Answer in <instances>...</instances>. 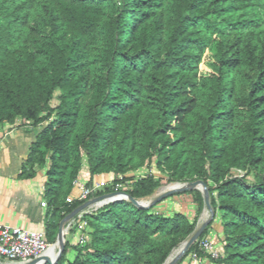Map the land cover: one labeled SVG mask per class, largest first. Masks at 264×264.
<instances>
[{
    "label": "trees",
    "instance_id": "obj_1",
    "mask_svg": "<svg viewBox=\"0 0 264 264\" xmlns=\"http://www.w3.org/2000/svg\"><path fill=\"white\" fill-rule=\"evenodd\" d=\"M18 120L43 126L19 179L45 171L50 245L86 203H67L86 165L113 181L96 197L204 181L214 219L179 264H264V0H0V127ZM184 194L194 218L156 210ZM184 194L85 215L58 264H165L204 209ZM217 220L213 259L200 247Z\"/></svg>",
    "mask_w": 264,
    "mask_h": 264
},
{
    "label": "crops",
    "instance_id": "obj_2",
    "mask_svg": "<svg viewBox=\"0 0 264 264\" xmlns=\"http://www.w3.org/2000/svg\"><path fill=\"white\" fill-rule=\"evenodd\" d=\"M38 127H33L25 121L18 120L14 125L5 124L0 127V224L19 227L26 230L43 232L46 229L48 209L42 206L44 199L46 174L39 172L31 180H21L22 166L29 154L31 145L36 141L40 132L35 134ZM111 177L98 176V179ZM79 181L88 183L91 177L85 167ZM74 196L77 195L74 189ZM218 228L212 243H219ZM77 234L69 240L72 245L78 243ZM70 257H74L71 252ZM183 264H213L207 260L192 261L186 259Z\"/></svg>",
    "mask_w": 264,
    "mask_h": 264
},
{
    "label": "built area",
    "instance_id": "obj_3",
    "mask_svg": "<svg viewBox=\"0 0 264 264\" xmlns=\"http://www.w3.org/2000/svg\"><path fill=\"white\" fill-rule=\"evenodd\" d=\"M144 177V175H142ZM112 179H98L89 181L88 183H82L79 180L74 182V189L77 195L70 196L67 199V203L72 204L75 201L88 202L97 198L96 195L103 189H107L112 185ZM131 189V184L117 185L115 192H126ZM100 197V196H99ZM111 204L94 209L92 207L86 209L74 220L68 223L67 233L76 229V233L79 235V243L85 244L86 235L84 231L87 228L86 222L82 221L83 217L87 214H92L99 209ZM42 206L47 208V203L43 202ZM50 245L46 241V232H38L32 230H26L19 227H10L0 224V260H6L10 264H28L34 260L47 256V252L51 249ZM200 250L213 259H219L220 253L216 249L215 245L209 241L204 240L201 242ZM191 258L194 261H200L197 254H192Z\"/></svg>",
    "mask_w": 264,
    "mask_h": 264
},
{
    "label": "water",
    "instance_id": "obj_4",
    "mask_svg": "<svg viewBox=\"0 0 264 264\" xmlns=\"http://www.w3.org/2000/svg\"><path fill=\"white\" fill-rule=\"evenodd\" d=\"M174 185L180 186V188H174V189H167L162 194L158 195L155 199L145 202L141 200H137L130 196L126 192H114L111 194L102 195L100 197H97L95 199H92L86 203H84L82 206L77 208L73 213H71L69 216H67L61 223L59 232L56 238V242L52 245V247H55L56 250V257L53 259L49 256H44L40 259L34 260L31 263L28 264H58L59 260L62 258L65 247H66V235H67V225L69 222L74 220L77 216H79L82 212H84L86 209L94 206L99 201L111 197H117V199L111 201L110 203H114L117 201H126L128 203H131L135 207L139 209H145L148 210L158 203L162 202L163 200L179 193H184L188 191H200L204 198V205L206 210L208 211V214L210 215V219L206 221L202 226L197 227L195 232L185 241L181 244V250L179 253L171 260L172 254L169 256L165 264H178L181 259L185 256V254L188 252V250L196 244L204 231L208 228L212 220L214 219V211L211 205V198L209 194L208 187L206 186L204 181H195V182H188V183H176ZM0 264H2L0 262Z\"/></svg>",
    "mask_w": 264,
    "mask_h": 264
},
{
    "label": "rangeland",
    "instance_id": "obj_5",
    "mask_svg": "<svg viewBox=\"0 0 264 264\" xmlns=\"http://www.w3.org/2000/svg\"><path fill=\"white\" fill-rule=\"evenodd\" d=\"M56 104H57V101L55 99L52 102V106H55ZM42 129H43V126H39L37 128L35 134H37L38 132H41ZM85 167H86V165H85ZM149 173H155L156 175H159V172L157 171L155 164L152 165V168H148L145 171H143L142 175L145 176ZM174 184H176V183H174ZM174 184L163 186V187L157 189L152 196L141 199V201H151V200L155 199L158 195L162 194L164 191H166L170 186H172ZM101 192H103V194H105L104 189ZM184 193H181V194H184ZM156 210L163 212L165 215H172L173 213L181 212V213H185L186 215L190 216L191 218H194L195 212H196V206L193 203L192 196L189 194H184L181 196H177V197H173V198L168 199L167 201H165L164 203L159 205L156 208ZM209 219H210V215L208 214V211L206 210L205 205H204V209H203L201 216L199 217L197 227L202 226ZM218 228H219V220H217L215 222L214 226L209 231V234L206 237V240L212 241L213 237L216 235ZM76 234L78 235V232ZM67 236H68V233L66 235V238H67ZM76 237H77V239H79V235ZM78 242H79V240H78ZM214 245H215L216 249L219 251V253H221L222 247L220 246V243H218V245H217V243L215 242ZM179 248H181V245L175 250H178ZM74 255H75V253H74ZM188 258H190L192 261H194L191 258V256H189ZM204 260H207L208 262L210 261L209 259H204ZM0 262L2 264H10L6 260H4V261L0 260Z\"/></svg>",
    "mask_w": 264,
    "mask_h": 264
},
{
    "label": "bare ground",
    "instance_id": "obj_6",
    "mask_svg": "<svg viewBox=\"0 0 264 264\" xmlns=\"http://www.w3.org/2000/svg\"><path fill=\"white\" fill-rule=\"evenodd\" d=\"M174 188H180V186L172 185L168 189H174ZM115 199H117V197H111V198L103 199V200L99 201L97 204H95L93 208L94 209L100 208V207L106 205L107 203H109V202H111V201H113ZM145 202H148V201H145ZM181 248H179L178 250H174L171 260L179 253ZM47 256H49V257H51L53 259L56 257L55 247H51V249L47 252Z\"/></svg>",
    "mask_w": 264,
    "mask_h": 264
}]
</instances>
